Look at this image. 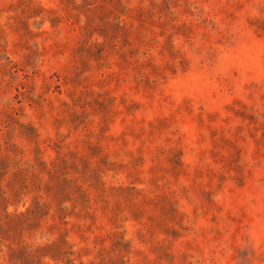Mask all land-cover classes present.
I'll return each instance as SVG.
<instances>
[{
  "label": "rangeland",
  "instance_id": "374dc122",
  "mask_svg": "<svg viewBox=\"0 0 264 264\" xmlns=\"http://www.w3.org/2000/svg\"><path fill=\"white\" fill-rule=\"evenodd\" d=\"M0 264H264V0H0Z\"/></svg>",
  "mask_w": 264,
  "mask_h": 264
}]
</instances>
